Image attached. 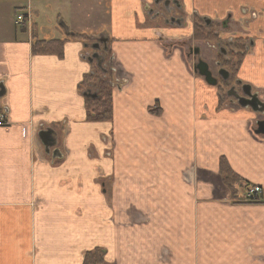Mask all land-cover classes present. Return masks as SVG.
Listing matches in <instances>:
<instances>
[{
    "label": "crops",
    "instance_id": "0c3cea01",
    "mask_svg": "<svg viewBox=\"0 0 264 264\" xmlns=\"http://www.w3.org/2000/svg\"><path fill=\"white\" fill-rule=\"evenodd\" d=\"M169 1L190 17L231 16L234 29L244 27L252 48L238 78L264 94V0ZM38 3L53 4L65 19L72 6L87 4L91 14L80 23L69 13L67 34L110 40L117 69L109 72V123L85 120L78 86L94 65L82 60L84 42H65L61 59L31 54L34 38L67 40L60 28L39 27L37 11L29 25H14ZM145 4L152 0H0V110L9 121L0 128V264H82L95 249L106 264H264V139L250 132L264 116L219 104L203 82L207 97L190 100L176 82L184 73L177 48L164 49L153 29L138 30L134 16L147 18ZM195 125L200 139L188 143ZM45 129L56 133L61 158L52 160L53 149L39 142ZM165 134L181 139L169 142L176 151L192 145L189 162L202 166L195 180L165 177L140 155L155 149L150 137ZM220 158L243 182L261 186L259 203L233 206L243 202L230 199Z\"/></svg>",
    "mask_w": 264,
    "mask_h": 264
},
{
    "label": "rangeland",
    "instance_id": "374dc122",
    "mask_svg": "<svg viewBox=\"0 0 264 264\" xmlns=\"http://www.w3.org/2000/svg\"><path fill=\"white\" fill-rule=\"evenodd\" d=\"M151 6H152L151 8L153 9L154 12H159V14H158L159 17L157 18L156 21L153 22V21H151V19L148 16H147L148 19L147 18L142 19L136 13L137 15H135L134 18L137 21L138 30H140V28H141V34L143 36H146L147 33L143 32V30L153 29V33L155 35H157L158 38H160V41H158V42L161 43V46L164 49L170 50V49H172V46L177 48L178 55L181 57L180 63L185 67V69L183 68V66H180L184 73H181L180 77H177L179 80H177L176 82L180 81L181 85L185 86L187 88V90L191 93V96L189 93L187 95V97L188 96L191 97L190 100H195V101L199 100L197 97V93L199 95H200V93L202 95H204V92H205V89L202 87V82L205 84L204 80L202 78H200V76L195 74L193 71V64L197 65L198 64L197 61L199 58L202 60V62L207 64L208 70L211 72L212 76L216 78L218 69H219V72L220 71L226 72L228 74V76H231V74H234V72L238 70V67L235 66L236 65V58H231L229 56L228 59H229V62L231 61L230 64L222 62L226 58V56L223 55V53H222L223 51L228 53V54H234V55L239 56V57L243 56L242 57L243 61H242L241 66L239 67V70H238V73L240 72L242 65L246 61L247 57H249V55H250V52H251L250 50L252 48V46H250V44L252 43V41L247 37L245 38L244 27H242L238 30L234 29V25L236 22L233 19H231V16H227L222 21H220V23H218V24L213 23L211 27L210 26L208 28H206L207 26L203 27L205 29V32L207 33L206 38L205 39H196L195 34H194L195 31L191 30L192 28H193V30H195L194 26L196 25V23H193L192 21L188 20V19H191V17L189 15H186V13L185 14H179V13L174 14L175 16H178V17L180 16L184 20V23L181 24L180 27L176 26V25L169 26V25L164 24V18H167V16H169V14L167 12H165L163 7L160 4L154 5V7H153V5H151ZM29 7L32 8L31 5H29L28 8ZM88 7L89 6L87 4L81 3L79 5V8L82 9V11H81L77 6H72V8H70L69 12H68V19H65V16H63L64 11H62V12L57 11L56 7L53 4L38 3V4H36V8H32L33 11L31 14H33V12H35V11L38 12V15L35 17L36 18L35 20H36L37 25L39 27L47 28L51 31L60 28L65 32V34H67L68 27L66 26L65 22L68 23L67 21L70 20L69 19V17H70L69 13L72 12L74 18L78 21V23H80L81 20L86 15L91 14ZM28 8L26 9V11L28 10ZM20 15L22 17H24L26 25L27 24L29 25L30 22L33 21V19L30 16H28L27 14H25V12L23 13L21 11ZM61 15H62V17H64L63 18L64 20H61V18L59 17ZM107 15L109 18L110 17V9H107ZM194 20L198 24H200V22L197 21L195 18H194ZM96 22L102 23L103 21L97 20ZM237 22H239V21H237ZM171 31L177 32L176 36H174L171 33ZM187 31H189V32H187ZM97 33L98 32H95L94 35H92L93 37H91V38H85L82 40L85 42V44L83 46H84V50L86 51L85 53H83L84 55H83L82 60H84L85 62L88 61V64L97 63L96 59L93 57V54H92L94 52V50L91 48L92 44H98V48H105L104 43L95 42V40L99 36L102 35V34L97 35ZM209 33H212V34H209ZM213 37H215L214 40H213ZM169 39H172V41L170 42ZM109 46H110V43H106V48ZM195 51H198V54H197V52L195 53ZM107 52H106V59H105L106 64L102 65V70H104V71H106V69L111 70V72L113 74V72H114L113 70L117 69V67H116V65L108 64L109 58H107L108 57ZM94 55L99 57L102 54L96 52V54H94ZM92 57L94 59L91 62H89L90 61L89 59ZM217 64H223V65L217 66ZM93 69H94V67H93ZM185 71H188L189 73H186ZM101 75H102V73L98 74L97 71L95 72V70H94V74L92 73L91 77H95V80H96V79H99L101 77ZM166 76H167V74L165 73V77ZM108 78H110V77H108ZM95 80L94 81H88L86 84H89L90 88H95V84H97V83H95L96 82ZM173 80H175V78H173ZM173 80H172V78L168 79L169 82L173 81ZM230 83L231 82L225 83V84L221 85L220 88L217 84L216 87L212 88L214 90V92H217L218 95L220 94L223 97L222 101H220L221 104H223V105L227 104L228 107H229V105H234L225 96V91L228 89V88L227 89H225V88L228 87ZM192 86H193V91L191 89ZM195 90H196V92H195ZM2 92H3V90L0 87V94ZM204 96L207 97V95H204ZM260 99L262 101H264V96L263 97L261 96ZM191 108H190V110H192ZM261 121L264 122V119L263 118L258 119L257 122H261ZM256 124L252 125V126H257ZM164 127L167 128L166 125ZM255 130H257V128L253 127L252 129H250V132L254 136H255L254 133H256ZM195 132L197 134L196 137H195ZM200 133H201V130L196 125L194 126V128L191 127V132H190L191 137H186L187 142L192 143L193 140H199L200 138H198V136ZM260 136H262V135H258L255 137L259 138ZM173 139H175V138H172L170 135H167V134H165L164 137H160V138L152 136L148 139V143L156 146L155 149L149 155H146L145 152L140 154V155H142V158L146 159L148 163H150V164L151 163H153V164L157 163L154 166H158L160 168L163 167V169H165L164 170L165 177L173 176V177H180L181 179L191 178L192 180H195L194 177H196V174L202 173V166L200 164L198 165L196 162H189V160L191 159V153H192L191 147H192V145L189 146L188 149H183V147H182L183 145L181 144L180 151H176L173 147L170 146V143L173 141ZM176 139H177V142L181 140L179 138H176ZM157 145H159V146H157ZM156 148L159 149V151H157ZM158 155H162L164 157V163H162V161L159 162L157 160ZM148 156L150 158L154 157V160L150 161V159L146 158ZM117 160H118L117 157L114 156V153L112 152L111 153V163L113 166H114V163L117 162ZM103 176H104V173H103ZM103 176L98 178L99 183L104 182ZM114 179H112V181ZM149 179H150L149 176H147L146 181ZM141 187H142L141 184L138 185V188H141ZM232 204H233V206H235L237 204L238 205L253 206V204H255V202H249L246 200V202L243 204H240L238 202H232ZM122 221L123 220H118V222H122ZM141 222L142 221H140L139 223H141Z\"/></svg>",
    "mask_w": 264,
    "mask_h": 264
},
{
    "label": "trees",
    "instance_id": "16d2710c",
    "mask_svg": "<svg viewBox=\"0 0 264 264\" xmlns=\"http://www.w3.org/2000/svg\"><path fill=\"white\" fill-rule=\"evenodd\" d=\"M201 24H197L194 26L195 30V37L196 39H205L206 32ZM212 34V33H209ZM210 36V35H209ZM85 39L84 36L79 35H72L70 36V40L82 41ZM215 37H213V40ZM65 41H37L35 40L34 44L32 45L31 54L32 55H54L59 59L63 56V46ZM231 58H236L237 62L236 65L238 67L241 66L243 61V56H236L234 54H230ZM231 62V61H230ZM229 60L223 62L230 64ZM238 70L232 74L233 76L238 74ZM98 74H101V70L96 69ZM106 74H102L99 79L95 80V77L86 76L83 78V82L78 86V91L83 92L84 94V83L88 81H96L95 89L96 90V98H88L85 96V112L86 117L85 120L87 123H109L112 121L113 115V97H112V84L110 83L109 75L110 73L106 71ZM96 75V74H95ZM97 76V75H96ZM221 104V102L219 103ZM153 112V110H150ZM218 173L222 179L224 186H226L230 191L235 194L236 188L240 187H247L249 184L243 182L240 177L233 172L230 168L228 162L224 158H220L219 166H218ZM235 185H238L235 187ZM235 197V195H232ZM83 264H104L103 257L101 255V250L95 249L91 253H86L84 255Z\"/></svg>",
    "mask_w": 264,
    "mask_h": 264
},
{
    "label": "flooded vegetation",
    "instance_id": "af4514ba",
    "mask_svg": "<svg viewBox=\"0 0 264 264\" xmlns=\"http://www.w3.org/2000/svg\"><path fill=\"white\" fill-rule=\"evenodd\" d=\"M161 5L162 7H163V9L165 10V12H167L168 14H169V16H167V18H164V24L165 25H169V26H173V25H176V26H178L179 24H183L184 23V20L179 16H175L174 14H182V12L180 11V8H177V7H175L174 5H172V6H169L170 4H169V2H166V1H161V0H152V4H145V6L146 7H150V9L149 8H147L148 9V11L146 12V14L148 15V17L151 19V21H156L157 20V18L159 17L158 16V14H159V12H154L153 11V9L151 8L152 6L151 5ZM194 18L197 20V21H199L200 22V24L202 25V26H204V27H206V24H208L209 23V21L208 20H206V19H204V20H202V19H200V18H197V17H193V16H191V21L193 22V23H196V24H198L195 20H194ZM193 19V20H192ZM214 23V22H213ZM214 24H216V23H214ZM209 26H210V23H209ZM180 27V26H179ZM206 28H208V27H206ZM97 52V51H96ZM96 52H95V50H94V52L92 53L93 54V56H95L94 54H96ZM197 52V54H198V51H195V53ZM223 53V55H225L226 56V58L222 61V62H225V61H227V60H229L228 58H229V56H231L230 54H228V53H226V52H222ZM199 61H202L200 58L198 59V61L197 62H199ZM236 62H237V60H236ZM194 65V64H193ZM218 65H223V64H217V66ZM219 69L217 70V77L215 78L216 79V81H217V84H218V86H219V88H220V86L221 85H223V84H225V83H229V82H231L230 84H229V86L228 87H226L225 89H229V88H231L232 90L230 91H225V96H226V94L228 95V92H230V94H232V97L234 98V97H239V98H241V99H245L247 96H249V97H251V96H253L254 94L255 95H257V92L256 91H254L253 89V86L252 85H250V84H248V83H244L243 81H241V80H237V77H238V75H239V73L237 74V75H235V76H233L232 74H231V76H229L228 77V79L227 80H223L220 76H219ZM244 85H247V86H249V87H247L248 88V90L246 89V88H244L245 86ZM243 88L244 89H246V92H244V90H243Z\"/></svg>",
    "mask_w": 264,
    "mask_h": 264
},
{
    "label": "water",
    "instance_id": "95a60500",
    "mask_svg": "<svg viewBox=\"0 0 264 264\" xmlns=\"http://www.w3.org/2000/svg\"><path fill=\"white\" fill-rule=\"evenodd\" d=\"M93 49H98V45L97 46H93ZM96 61H97V65L98 67H100L103 59L100 58V57H97V56H93ZM90 58L89 62H91L94 58ZM194 72L202 77L205 81V83L208 85V86H216L217 84V81L215 78H213L211 72L208 70V66L206 63L202 62V61H199L197 65L194 66ZM219 76L223 79V80H227L228 79V74L226 72H223V71H220L219 72ZM244 88H247V86H245ZM244 92H246V89H244ZM3 95V92L0 94V97ZM228 97L232 96V94H230V92H228ZM92 98H95V96H91ZM249 96H247L245 99H241L239 97H235V101L237 102V105L241 108H248L250 107L252 111L254 112H258V113H264V104H261L259 103L255 97H251L250 99ZM257 130H256V134L258 135H262L264 136V122L261 121V122H257ZM38 139L39 141L41 142L42 146L45 147L46 150L52 148L54 146V144L56 143V134L48 129L46 131H43L41 133H39L38 135ZM52 158H54L52 156Z\"/></svg>",
    "mask_w": 264,
    "mask_h": 264
},
{
    "label": "built area",
    "instance_id": "2783aa9c",
    "mask_svg": "<svg viewBox=\"0 0 264 264\" xmlns=\"http://www.w3.org/2000/svg\"><path fill=\"white\" fill-rule=\"evenodd\" d=\"M22 21H23V18H22V17H18V19H17V23H16V24H19V23L22 22ZM2 124H4V122H3V118L0 117V125H2ZM259 192H260V190H259L258 188H255V189H253V190L250 191V194H251V195H256V194H258Z\"/></svg>",
    "mask_w": 264,
    "mask_h": 264
}]
</instances>
